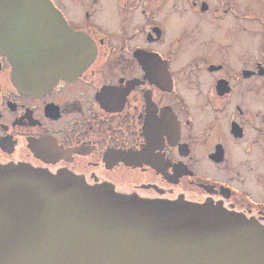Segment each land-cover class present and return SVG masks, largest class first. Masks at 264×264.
<instances>
[{"label":"flooded vegetation","instance_id":"obj_1","mask_svg":"<svg viewBox=\"0 0 264 264\" xmlns=\"http://www.w3.org/2000/svg\"><path fill=\"white\" fill-rule=\"evenodd\" d=\"M49 1L94 58L29 93L0 55V165L66 172L144 200L212 203L264 228L257 0Z\"/></svg>","mask_w":264,"mask_h":264},{"label":"water","instance_id":"obj_2","mask_svg":"<svg viewBox=\"0 0 264 264\" xmlns=\"http://www.w3.org/2000/svg\"><path fill=\"white\" fill-rule=\"evenodd\" d=\"M49 0H0V55L39 93L72 79L93 43ZM0 264H264V228L212 203L144 200L24 165H0Z\"/></svg>","mask_w":264,"mask_h":264},{"label":"rangeland","instance_id":"obj_3","mask_svg":"<svg viewBox=\"0 0 264 264\" xmlns=\"http://www.w3.org/2000/svg\"><path fill=\"white\" fill-rule=\"evenodd\" d=\"M256 10L254 12H256L257 14H262L264 15V0H257L256 1ZM255 13V14H256ZM260 28L257 26V23L252 22L251 24V33H250V38H251V52L254 53L258 42H259V38L261 35L260 32Z\"/></svg>","mask_w":264,"mask_h":264},{"label":"bare ground","instance_id":"obj_4","mask_svg":"<svg viewBox=\"0 0 264 264\" xmlns=\"http://www.w3.org/2000/svg\"><path fill=\"white\" fill-rule=\"evenodd\" d=\"M105 16H107V14Z\"/></svg>","mask_w":264,"mask_h":264}]
</instances>
